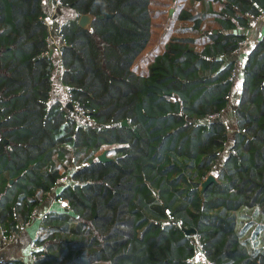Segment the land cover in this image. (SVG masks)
Wrapping results in <instances>:
<instances>
[{
	"label": "trees",
	"instance_id": "1",
	"mask_svg": "<svg viewBox=\"0 0 264 264\" xmlns=\"http://www.w3.org/2000/svg\"><path fill=\"white\" fill-rule=\"evenodd\" d=\"M54 2L74 12L55 28L43 0H0V233L17 238L58 188L67 203L41 219L32 264H196L200 251L264 264V35L248 37L264 0H188L179 21L207 42L172 38L144 75L151 0ZM52 33L70 113L53 96ZM247 39L232 132L221 115Z\"/></svg>",
	"mask_w": 264,
	"mask_h": 264
},
{
	"label": "crops",
	"instance_id": "2",
	"mask_svg": "<svg viewBox=\"0 0 264 264\" xmlns=\"http://www.w3.org/2000/svg\"><path fill=\"white\" fill-rule=\"evenodd\" d=\"M182 8H184V7H182ZM180 11H181V9H180ZM177 20L179 23H181V24L183 23V25H181V26L185 25V26L189 27L191 25L190 21L186 22V23L179 21V14H178ZM210 25L213 26V22L210 18H208L205 21V27L207 28ZM152 28H153V26H152ZM180 32H181L180 35H174L172 38H174V37H188V36L196 37L197 38V46H201L203 43L207 42L206 36L198 35L195 32L191 31L189 28L183 29V27H182V29H180ZM263 35H264V13H263L262 17H260L254 21L253 27L248 31V37L250 39L251 46H253ZM151 37H152V34H151ZM166 45L164 47V50L166 48ZM146 49L142 52V54L140 55V57L136 60V62L134 64V69L136 72H137V70L139 71V68L141 69V71H146V72H142V75H144L148 72V68L150 65L149 64V65L144 66V62H143V56L144 55L143 54L146 51ZM164 50H163V52H164ZM248 53L249 52H246L245 54H243L241 56L235 55V60L237 61V66H238L236 88H235L233 95L230 99L228 107L226 108V110L221 115V119L227 124V126L229 127V129L232 132H234L237 129L235 111H236V108L238 106L239 98H240V94H241V85H242V81H243L242 67L246 61V57H247ZM159 54H161V53H159ZM159 54H157V55H159ZM154 58H153V60H154ZM139 74H141V73H139ZM63 91L66 92V90L62 87V85L61 86L55 85L54 89H53V96L58 97V98H60V97L62 98ZM60 192H61V189L59 190L57 188L51 194H49L47 199L35 211V218H33V221H31V223H29L27 226H25L24 229L22 230L21 234H19L17 236L15 241L10 243L5 248V250L3 251V258H5L8 262L9 261H20V262H24L25 264H32V262H33V251L36 248L34 246V242L39 237V235L41 233V230H40L41 229V219L43 218L44 215H46L50 211H61V210H63L64 206L57 199V196L59 195Z\"/></svg>",
	"mask_w": 264,
	"mask_h": 264
},
{
	"label": "rangeland",
	"instance_id": "3",
	"mask_svg": "<svg viewBox=\"0 0 264 264\" xmlns=\"http://www.w3.org/2000/svg\"><path fill=\"white\" fill-rule=\"evenodd\" d=\"M43 4L53 28L57 26L60 20L74 15L72 10L65 9L60 16L56 17L58 12H55L57 7L54 0H43ZM182 7H190L188 0H151L150 12L153 19V28L151 41L143 54L144 66L149 65L157 54L163 52L165 45L174 35L181 34L180 29H182L183 26L181 25L183 23H179L177 18ZM55 39L61 45L60 39H57L56 36ZM52 58L54 64L53 83L61 86L63 65L60 52L56 48L52 52ZM142 72L146 71H141L140 68L139 71L137 70L138 74H142Z\"/></svg>",
	"mask_w": 264,
	"mask_h": 264
},
{
	"label": "water",
	"instance_id": "4",
	"mask_svg": "<svg viewBox=\"0 0 264 264\" xmlns=\"http://www.w3.org/2000/svg\"><path fill=\"white\" fill-rule=\"evenodd\" d=\"M108 17L111 16V14H108L107 15ZM101 18H105L104 15L101 16ZM96 19V17L92 14H82L80 17H79V20H78V24L80 27L84 28V29H88L90 30L92 28V23L93 21ZM61 98V97H60ZM62 98L66 99L67 100V96H66V92L63 91L62 93ZM74 110V105L71 101L67 100V103H66V111L67 112H72ZM123 125L125 126H128V122L126 120L123 121L122 123ZM0 126H1V121H0ZM0 133H1V128H0ZM108 151L107 150H104L102 153H100L98 155V161H102V162H107V161H110L112 160V158L108 157L107 155ZM91 163L94 162V160H91L90 161ZM14 180L11 179V183H13ZM213 182H217V176L213 173L209 174L208 177L201 183V196L203 197L204 196V191L206 189V187L208 185H210L211 183ZM185 232L188 234V235H195L196 234V230L193 229V228H184Z\"/></svg>",
	"mask_w": 264,
	"mask_h": 264
},
{
	"label": "built area",
	"instance_id": "5",
	"mask_svg": "<svg viewBox=\"0 0 264 264\" xmlns=\"http://www.w3.org/2000/svg\"><path fill=\"white\" fill-rule=\"evenodd\" d=\"M56 7L58 9L59 7V3L56 2ZM57 9L55 12H57ZM55 17V14L53 15ZM47 24L50 25L51 22L50 20H46ZM49 42H51V44H53L57 50L60 49V45L58 44V42L56 41L54 34L52 33L50 35V37L48 38ZM249 45V39L245 40L244 42H242L241 47L237 50L236 55L241 56L243 54H245L247 48ZM66 96L68 97V94L66 93ZM75 110L78 109V107H74ZM70 179L68 177H64L63 179H61V183L63 185H68L69 184ZM62 204H66V201H60ZM33 218H35V214L33 215ZM16 239V237L14 235H5L3 232L0 233V264H4V263H8V261L3 258V251L5 250V248L12 242H14ZM193 262L196 264H213L210 260H207L203 253L200 251L193 259Z\"/></svg>",
	"mask_w": 264,
	"mask_h": 264
}]
</instances>
